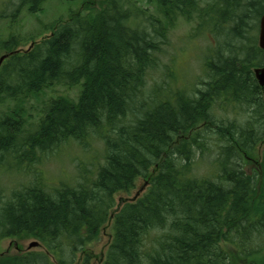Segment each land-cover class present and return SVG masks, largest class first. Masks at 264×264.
<instances>
[{
  "label": "trees",
  "instance_id": "trees-1",
  "mask_svg": "<svg viewBox=\"0 0 264 264\" xmlns=\"http://www.w3.org/2000/svg\"><path fill=\"white\" fill-rule=\"evenodd\" d=\"M45 1L19 0V7L36 13ZM153 1L167 23L176 15L197 18L199 34L223 38L205 48L206 81L194 94L168 85L146 91L166 43L162 27L147 29L116 8L70 15L2 66L0 105L19 107L0 117V168L10 154L32 162L69 142L100 143L103 163L71 186H35L8 197L0 188V237L34 238L47 250L3 255L0 264H52L48 253L68 264L58 256L61 244L82 253L97 241L115 195L130 193L138 179L147 187L114 212L102 264H264V152L257 156L264 100L253 76L264 63L256 33L264 0ZM248 19L253 35L244 37ZM15 41L2 49H18ZM59 85L78 88L76 97L46 100L23 136L22 105ZM236 109L255 117L232 119Z\"/></svg>",
  "mask_w": 264,
  "mask_h": 264
},
{
  "label": "rangeland",
  "instance_id": "rangeland-1",
  "mask_svg": "<svg viewBox=\"0 0 264 264\" xmlns=\"http://www.w3.org/2000/svg\"><path fill=\"white\" fill-rule=\"evenodd\" d=\"M199 1L201 6H205V3L210 4L214 0ZM102 8L128 10L132 12L136 21L147 29L150 26L151 28L162 27L166 43L162 45L157 67L151 70L145 79L147 92H153L157 86L166 89L168 88L167 85L174 91L177 90L176 88L188 87L187 91L190 94H194L193 91L196 89L204 88L203 83L206 81V77L202 63L207 54L205 48L213 44V40L221 43L222 36H216L208 30L199 34L196 28L198 25L197 18L187 22L186 19L176 15L170 23H167L168 20L164 18L153 0H47L40 6L41 10L36 13H31L27 6L19 7V0H0V56L5 54L6 50L2 49V43L10 38L18 41V49L26 50L31 41H39L49 36L52 27L58 22H68L70 15L74 13L85 15L88 10L94 12ZM252 23L253 20H247L248 29L246 28V31L242 32L244 37L253 35L250 26ZM256 33L258 34V30ZM77 93L78 88L70 90L59 85L46 90L38 99H30L25 102L21 111L24 120L21 128L22 135L25 136L33 129V125L39 117L40 109L46 100L61 94H67L74 98ZM16 107L19 105L13 101H7L0 105V117L8 116ZM230 117L244 122L248 119L252 120L255 116L249 112H241L236 109L230 114ZM256 128H260L258 124ZM100 145V143L98 145L91 142L90 147L81 148L74 142L64 143L52 152L38 154L32 162H18L16 161L17 158L10 154L5 159L4 166L0 168V188L4 191L3 195L8 197L13 191L30 189L35 186L43 188L45 186L55 187L56 185L71 186L80 176L92 177L93 174L90 171L94 173L97 165L103 163ZM258 150L259 159L264 148ZM194 166L200 174L204 173L205 168H201L204 166ZM247 169H251L250 166ZM81 181L82 179H79V182ZM143 183L142 179H138L130 193L116 194L114 197L116 206L120 198L132 199ZM110 235L111 226L109 223L101 230L97 241L84 247V253L72 252L67 249L65 244H61V254L58 256L69 264H84L88 255L90 257L87 261L88 264H100L110 241ZM10 242H16L23 250L34 254L43 253L46 250L42 246L29 249L32 242L39 243L34 238L5 239L0 237V254L6 251ZM9 250L10 253L16 252L14 246H11ZM56 259L54 255H49L50 263L57 264ZM239 263L236 261V264Z\"/></svg>",
  "mask_w": 264,
  "mask_h": 264
},
{
  "label": "water",
  "instance_id": "water-1",
  "mask_svg": "<svg viewBox=\"0 0 264 264\" xmlns=\"http://www.w3.org/2000/svg\"><path fill=\"white\" fill-rule=\"evenodd\" d=\"M33 45L31 44L30 47H32ZM29 47V48H30ZM258 47L264 51V12L260 18L259 21V34H258ZM18 51H14V52H10L8 54H4L0 57V60L4 61L6 58H8L9 56H12L13 54L17 53ZM2 65V63H0V66ZM254 73V77L262 91L263 94V100H264V65L260 68H256L253 70ZM147 187V182H144L143 185L140 187V190L136 193V195L132 198V199H126V198H120L117 202V206L116 209L113 210V212L110 215L109 221H111L114 212L118 211L120 209V207L125 204V203H129V202H134L140 195L141 192L145 190V188ZM39 244L37 242H33L29 245V248H33V247H37Z\"/></svg>",
  "mask_w": 264,
  "mask_h": 264
},
{
  "label": "flooded vegetation",
  "instance_id": "flooded-vegetation-1",
  "mask_svg": "<svg viewBox=\"0 0 264 264\" xmlns=\"http://www.w3.org/2000/svg\"><path fill=\"white\" fill-rule=\"evenodd\" d=\"M1 57V56H0ZM8 60V59H7ZM7 60H4L3 61V63H2V65L0 66V70H1V67L4 65V63L7 61ZM11 246H14L15 247V250H16V252L15 253H10V248H11ZM26 253H29V252H26L25 250H23L22 249V247H20L16 242L15 243H9V246H8V248L6 249V251L4 252V253H1L0 254V257H3V255H14V256H20V255H24V254H26ZM49 262V261H48ZM87 262V261H86ZM85 262V263H86ZM43 264H44V262H43ZM57 264H59L58 262H57ZM69 264V263H68ZM87 264H88V262H87ZM100 264H102V261L100 262Z\"/></svg>",
  "mask_w": 264,
  "mask_h": 264
},
{
  "label": "snow or ice",
  "instance_id": "snow-or-ice-1",
  "mask_svg": "<svg viewBox=\"0 0 264 264\" xmlns=\"http://www.w3.org/2000/svg\"><path fill=\"white\" fill-rule=\"evenodd\" d=\"M0 63H3V61H2V60H0Z\"/></svg>",
  "mask_w": 264,
  "mask_h": 264
}]
</instances>
